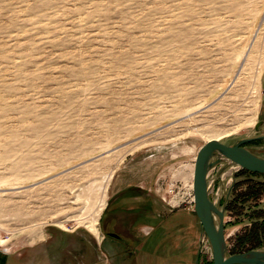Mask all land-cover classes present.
Here are the masks:
<instances>
[{
  "label": "rangeland",
  "instance_id": "obj_1",
  "mask_svg": "<svg viewBox=\"0 0 264 264\" xmlns=\"http://www.w3.org/2000/svg\"><path fill=\"white\" fill-rule=\"evenodd\" d=\"M263 92L264 0H0L4 264H210L194 159L259 135ZM239 170L209 169L217 206ZM253 205L224 211L228 251Z\"/></svg>",
  "mask_w": 264,
  "mask_h": 264
},
{
  "label": "water",
  "instance_id": "obj_2",
  "mask_svg": "<svg viewBox=\"0 0 264 264\" xmlns=\"http://www.w3.org/2000/svg\"><path fill=\"white\" fill-rule=\"evenodd\" d=\"M252 139L243 138L231 145L208 141L198 149L194 159L193 211L199 219L201 234L210 245L212 264H264V249L228 251L224 234L225 206H217L210 199L207 183L209 169L224 161L238 169L264 174V157L241 146Z\"/></svg>",
  "mask_w": 264,
  "mask_h": 264
},
{
  "label": "trees",
  "instance_id": "obj_3",
  "mask_svg": "<svg viewBox=\"0 0 264 264\" xmlns=\"http://www.w3.org/2000/svg\"><path fill=\"white\" fill-rule=\"evenodd\" d=\"M239 175L243 176L244 179L235 182L232 188V198L225 207L227 212L237 217L241 214V210L243 209L242 206L246 202H254L253 206H258V200L264 192V182H259L252 178L264 176V174L241 169L238 176ZM243 185L244 188L242 189ZM247 217L251 220V223L235 236L234 243L229 249L230 253L242 252L250 249H264V209L257 207V209L248 214ZM210 264H212V261Z\"/></svg>",
  "mask_w": 264,
  "mask_h": 264
},
{
  "label": "flooded vegetation",
  "instance_id": "obj_4",
  "mask_svg": "<svg viewBox=\"0 0 264 264\" xmlns=\"http://www.w3.org/2000/svg\"><path fill=\"white\" fill-rule=\"evenodd\" d=\"M263 95H264V92H263ZM263 101H264V97H263ZM260 112H261V116L259 117L258 121L255 123V126H254L255 133H258L259 135L253 137V139L251 141H248V142H246V143H244V144L241 145V146L247 148L248 150H250V148L248 146H253L255 148L256 147H260V142H262V140H264V102H263V106L260 109ZM251 152H253V151H251ZM253 153H255V152H253ZM236 168H237V166H236ZM239 171H241V170H239ZM225 207H226V204H225ZM111 215L113 216L111 218L112 230H108V232H107L108 235L110 237L114 238V239H117V240L120 239V238H122L123 241H125V240L126 241H128V240L129 241L134 240V237L131 238V236L129 235V231H128L127 228H126V231H127L126 236L122 237V235H120L119 233H117V231L114 228L117 225V223H116V218L117 217L114 216L115 215V212L111 213Z\"/></svg>",
  "mask_w": 264,
  "mask_h": 264
},
{
  "label": "built area",
  "instance_id": "obj_5",
  "mask_svg": "<svg viewBox=\"0 0 264 264\" xmlns=\"http://www.w3.org/2000/svg\"><path fill=\"white\" fill-rule=\"evenodd\" d=\"M184 198L188 200V203H190V205H193L194 203L193 189L190 186L188 187V192L186 193V196H184ZM184 198L181 199V197H178V199L175 200L176 206L179 205L181 202H183Z\"/></svg>",
  "mask_w": 264,
  "mask_h": 264
},
{
  "label": "bare ground",
  "instance_id": "obj_6",
  "mask_svg": "<svg viewBox=\"0 0 264 264\" xmlns=\"http://www.w3.org/2000/svg\"><path fill=\"white\" fill-rule=\"evenodd\" d=\"M214 140V139H213ZM190 187L192 188V186L190 185ZM87 228L90 230V232H92L94 235H98L99 233V229L97 227V221L96 219H94L93 221L90 222V224L88 223Z\"/></svg>",
  "mask_w": 264,
  "mask_h": 264
},
{
  "label": "crops",
  "instance_id": "obj_7",
  "mask_svg": "<svg viewBox=\"0 0 264 264\" xmlns=\"http://www.w3.org/2000/svg\"><path fill=\"white\" fill-rule=\"evenodd\" d=\"M4 261H5V257H4L3 252L0 249V264H4Z\"/></svg>",
  "mask_w": 264,
  "mask_h": 264
}]
</instances>
